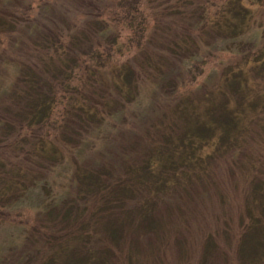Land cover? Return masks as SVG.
Here are the masks:
<instances>
[{
  "label": "rangeland",
  "instance_id": "374dc122",
  "mask_svg": "<svg viewBox=\"0 0 264 264\" xmlns=\"http://www.w3.org/2000/svg\"><path fill=\"white\" fill-rule=\"evenodd\" d=\"M232 10L245 14L242 25L233 20ZM233 21L240 30L231 26ZM53 33L65 36L58 53L67 51L73 37L81 49L65 61L49 46ZM259 64L263 68L255 71ZM126 65L134 69L137 83L134 98L124 107L117 71ZM44 71L47 81L61 73L46 121L23 128L20 117L29 82L19 79ZM234 77L245 102L263 105L264 0H0V130L5 122L15 128L0 143V157L12 160L23 145L26 159L13 161L24 160L25 172L30 167L29 177H37L29 200L14 201L3 210L0 264H20V250L25 253L22 264H40L55 253L62 241L47 245L33 229L58 234L44 229L49 226L43 222L47 211L42 213L39 205L44 209L47 202L57 205L70 197L79 170L97 164L120 167L130 146L139 144L142 150L144 140L150 144L147 133L157 141L152 126L162 130V120L171 122L177 106L187 107L185 100L207 98L211 92L218 96ZM20 90L23 95L17 98ZM225 92L234 109L238 98ZM12 103L23 110L18 116L7 111ZM254 111L249 108L240 118L243 133H235L239 137L226 154L205 160L203 170L196 168L205 176L203 184H194L186 167L170 174L174 188L154 213L156 226L135 242L107 247L118 256L116 263L139 264L140 257V264H242L239 252L245 239L244 255L254 257L244 263L264 264V215L251 214L253 205L247 202L257 204L264 195V110ZM19 134L24 141L14 144ZM216 141L217 136L211 138L199 154H215ZM54 151L52 164L46 156ZM159 226L164 227L161 235ZM150 244L158 246L159 263L146 254ZM178 244L188 260L176 256ZM14 248H20L16 256L10 253Z\"/></svg>",
  "mask_w": 264,
  "mask_h": 264
},
{
  "label": "trees",
  "instance_id": "16d2710c",
  "mask_svg": "<svg viewBox=\"0 0 264 264\" xmlns=\"http://www.w3.org/2000/svg\"><path fill=\"white\" fill-rule=\"evenodd\" d=\"M232 12L233 20L241 22L242 25L246 20L245 14L242 11L232 10ZM234 21L231 26L239 29L237 27L241 25H234ZM15 25L13 22L12 27ZM43 29L46 30L45 25H43ZM53 34L54 39L49 46L57 55L63 56L65 61L72 53L74 55L75 49H81V45L77 44L78 38L73 37L69 40L68 47L66 45L67 51L58 53L57 50L65 46L63 45L65 36ZM45 38L47 36L43 40ZM48 62L49 58L45 60V64ZM259 65L254 69L255 71L263 68L261 67L262 64ZM117 72L118 78H121L123 83L120 85V96L124 101L122 105L125 107V104L130 103L135 96L137 75L130 65H126ZM60 74L59 72V76ZM59 76L52 74L50 80L47 81L44 71V75L40 74L32 78L24 74L23 78L19 79V82L24 85L29 82L26 95H23L22 90H20L21 94L16 96L19 98L23 95L26 104L22 108L26 110H19L18 112V109H15L18 102L15 106V103L10 104L7 111L15 114L18 112L17 116L21 111L25 113L20 117L24 123L23 128L31 125L41 126L46 121L47 111L52 101H50V97L55 93ZM223 87L219 91V99L211 92L207 98L185 100L188 104L187 107L177 106L175 109L176 119L172 118V121L165 122L166 124L162 120V124H160L162 130L152 126L157 132L158 136L154 134L157 136V141L147 133L148 138H151L150 144L144 140L142 150H138L139 144L130 146L131 154L126 159L124 158L119 165L120 167H106L97 164L96 167L79 170L72 178L71 188L73 190L70 197L62 199L57 205L53 200L47 202L44 209L43 206L39 205L42 213L47 211L45 214L43 213V222L45 221V224L49 226L44 227V229H54L53 231L58 234L46 230L40 231L37 227L33 229L38 232L40 238L47 245L62 241L61 245H58L57 251L42 258L40 264H118L120 262L118 256H115L107 247L116 248L128 240L135 242V239H140V233L152 230L156 226L153 219L154 213L168 197L171 186L170 174L173 177L175 175L173 173L177 169L186 167L190 171V175H193L194 180L191 181L194 184L195 181L203 184L205 176L203 177V173L197 171L196 168L203 170L205 160H215L217 153L226 154L230 150L239 137L235 133L238 132L239 135L243 133L239 120L246 115L249 108L253 111L260 109L263 112L264 110V103L259 106L251 99L249 102H245L242 96L245 93L243 90L241 91L237 78L226 80ZM225 89L231 90L232 96L236 97L235 99L238 98L235 100L234 109L230 107L228 100L230 97L227 95L229 92L226 93ZM203 102L206 103L201 107ZM90 115L91 119L95 116L92 113ZM179 120L183 124H179L177 122ZM8 129L15 130L14 125L5 122L0 130V134L3 136L0 143L5 142L4 136ZM213 136H217L215 154L203 158L199 151L207 145L211 138H214ZM19 138H21L20 134L15 139L14 144L24 141ZM18 147V153L21 154L16 153L14 158L11 157L12 160H1L0 157V219L4 209H10L14 201L29 200V196L33 194V190L36 188L37 177H29L30 167L25 172L27 164L23 162L24 160L13 161L19 156H24L25 159L27 157L28 153L23 145ZM43 151L46 150L43 148L41 152L43 153ZM56 155L57 152L55 151L54 154L49 152L46 158L53 164L56 163ZM6 162L7 164H5ZM186 175L185 172L182 173L183 177ZM189 187L193 189L192 185ZM171 188L173 189L174 186ZM256 189H259V186H256ZM182 190L187 191L185 188ZM247 202H251L250 204L253 205V210H249L251 214H255L254 211H259L261 216L264 215V195L257 204L252 200ZM255 223L259 226L261 221L256 220ZM254 227L257 229L256 225ZM163 228L159 226V235L163 233ZM67 240L70 242L66 244ZM244 240L241 241L239 252V259L242 264H245L244 260L254 257L253 254L244 255L243 249L246 245ZM103 241H105V247ZM97 244L103 245V248H94ZM178 245L176 256H179L178 259L180 260H188L185 259L186 251L181 244ZM157 247L151 244L146 246V254L149 258L154 257V261L159 263V249ZM19 250L20 248H14L11 249L10 253L13 251L12 255L16 256ZM20 252V256L23 258L25 253L22 250ZM39 255L40 260L41 253ZM21 258L16 259L20 264L24 262ZM136 258L140 264V257ZM115 260L119 262L116 263Z\"/></svg>",
  "mask_w": 264,
  "mask_h": 264
}]
</instances>
